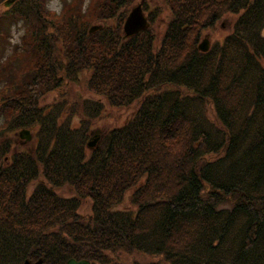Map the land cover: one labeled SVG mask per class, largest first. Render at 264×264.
<instances>
[{
	"label": "trees",
	"instance_id": "obj_1",
	"mask_svg": "<svg viewBox=\"0 0 264 264\" xmlns=\"http://www.w3.org/2000/svg\"><path fill=\"white\" fill-rule=\"evenodd\" d=\"M39 1L0 14L1 40L9 21L34 32L0 66V129L34 132L28 151H11L0 131V162L11 155L0 164V264H105L133 252L164 264H264V0H163L158 47L151 29L123 37L130 0H103L87 16L78 0L58 24ZM228 16V34L200 52L202 34ZM82 72L108 107L132 109L91 151L103 103H84L93 115L76 127L77 100L64 119L65 104L40 107ZM129 192L134 209L118 210Z\"/></svg>",
	"mask_w": 264,
	"mask_h": 264
},
{
	"label": "rangeland",
	"instance_id": "obj_2",
	"mask_svg": "<svg viewBox=\"0 0 264 264\" xmlns=\"http://www.w3.org/2000/svg\"><path fill=\"white\" fill-rule=\"evenodd\" d=\"M16 1L19 2L21 0H3V2L0 4V14L8 13L9 11H13V10L15 11V7H17ZM39 2L43 5L44 11L48 12L44 7L46 0H42ZM74 2L77 3L78 0H62V3H63L62 13L59 15H56L54 13H48L49 14V15H47L48 19L51 20L54 24H58L59 19L63 16H66L65 17L66 20L69 19V16H68V14L66 15V12H67V10H68V12H69V10H71V8L74 6ZM139 2H140V0H130V4L127 6V13L131 10L132 7L137 5ZM25 3L26 2H23V4H25ZM101 3H103V0H82V6H81V9H82L81 11L83 13L82 15L87 16V14H89L91 11L97 12L98 11L97 9L101 5ZM163 6H164L163 0H144V3L142 4V9H143V12L145 14L144 16H147V20L149 22L148 29L154 30V32L156 34V40L157 41L155 42V47H158V45L160 43V39H161V37H162L163 33L165 32L166 27L168 25L167 22H169V19H170V12L167 9H165ZM156 8H162L163 12L161 14L162 15L161 17H157L154 20V19H152L153 18L152 16H149V14L150 13L152 14V12ZM8 17H11V15H9ZM232 18L233 17H230V16L221 18L219 21L216 22V24L214 25V27L212 29H210V30H208L202 34L201 39H203L205 36H208V38L210 40V45H213L215 41L219 42L221 39H223V37H225L228 34V32L230 30V20ZM103 23H104L103 20H98V21L94 22V24H92V25H103ZM19 24H20L19 22L16 23L14 21H9L7 29L5 28V32H9V38H7V40H5V38H3L2 40L0 39V44L3 45V47L0 46V63L3 62L2 64H4L5 59L8 60L9 57L15 56L13 54V51L15 48L14 46H17V50H20V52L21 51L24 52V50H25L24 49V43L31 39V36H28V35L34 33V32L32 33V31L30 30V27H28V25L24 24V22H23L22 25H20V27H22L24 34L20 39V43L16 44V45H12L10 43L11 29L14 25H19ZM20 27H18V29H17L18 31L20 30ZM89 28H90V26H89ZM3 31H4V29H3ZM24 36H26L25 39H24ZM9 49H11V51H9ZM89 76H90L89 72H82V73L78 74L76 81L70 82L69 85L62 87L61 89H58V91L56 90V91H52V92L47 93L41 99L40 107L53 108L54 106H57L59 102L61 103L59 106L65 104L64 109H66V110L64 111L65 113H62V117H61L62 119H64L63 117L68 116L70 114L69 113L70 112L69 111L70 110V104L69 103H72V101L77 100L79 102V104L77 106L78 114L73 112V114H72L73 116H71V126L76 127V126H78L79 121H80V114H82L83 116H85L87 118L89 116L93 115V114H89V112L87 110V105L83 106L84 103H87V104L95 103V102L103 103L104 109L101 111V113L98 116H95L93 119L90 120V122H91L90 126L91 127H90L89 133L91 134V132H95V131L99 130L98 135L100 136V139L98 138L97 142H96V143H99L102 139L103 134H105L107 132V129L112 127V126H116V127L120 126L121 123L124 121V119L130 115V113L132 112V109L131 108H129V109H115V108L108 107L106 102H105V99H103V97L97 96V95L89 92L86 89V82L89 79ZM117 116H120V118L116 120V118H118ZM2 124H3V120L0 117V126L1 127H3ZM6 125H7V123H5L4 128H2L5 130V133L3 134L2 138L6 137V138L10 139L11 143H12V147L14 148V150L28 151V149H30V147L33 146L32 144H34V142L32 144H27V145L21 144V141H23V140H21L20 138L15 136V133L21 129H18L14 132H9L6 129V128H9V126L7 127ZM90 134L87 136V141H86L87 151H91V149L94 148L96 145V143H95L94 146H88V143L92 142ZM30 191L31 190H28V192H30ZM62 193L64 194V196H67V194H68L67 190H65V189L62 191ZM130 196H131V192H129L127 195L125 194L122 202L119 203L120 205L117 206L118 210L125 211V210H133L134 209L133 204L131 203V200H130ZM90 209H91V202L90 201H82L81 202L80 210H79V212L81 214L89 213ZM26 260H28L30 262V264L37 263L36 261L32 262L29 259H26ZM75 260H77V259H75ZM79 260H82V259H79ZM24 262H23V264H24ZM41 264H43L42 261H41ZM98 264H101V263H98ZM105 264H164V262L160 257H157V256H151L148 254L133 252L131 254H123V255H119V256L111 255L109 257L108 262Z\"/></svg>",
	"mask_w": 264,
	"mask_h": 264
},
{
	"label": "water",
	"instance_id": "obj_3",
	"mask_svg": "<svg viewBox=\"0 0 264 264\" xmlns=\"http://www.w3.org/2000/svg\"><path fill=\"white\" fill-rule=\"evenodd\" d=\"M143 1V0H142ZM100 26H92L89 29V33H92L96 30H98ZM148 28V23L146 18L143 16L141 4H138L137 6L133 7L128 14L124 24H123V33L124 37H130L139 31L143 29ZM209 41L208 39L204 38L199 44H198V50L201 52H205L208 50ZM19 137L21 139H27L30 140V133L28 130H22L18 133ZM96 142V139L92 142L88 143V146H94ZM24 264H30L28 260H25ZM34 264H41V260H38L37 263ZM65 264H91L90 261L86 259L82 260H75L73 258L69 259Z\"/></svg>",
	"mask_w": 264,
	"mask_h": 264
},
{
	"label": "clouds",
	"instance_id": "obj_4",
	"mask_svg": "<svg viewBox=\"0 0 264 264\" xmlns=\"http://www.w3.org/2000/svg\"><path fill=\"white\" fill-rule=\"evenodd\" d=\"M44 7L49 13H54L56 15H59L62 13L63 3L62 0H46ZM22 23L23 22L21 21L19 25H14L11 29L10 43L12 45H16L20 43V39L24 34L22 27H20ZM18 27H20L19 31L17 30ZM9 51H11V49H9Z\"/></svg>",
	"mask_w": 264,
	"mask_h": 264
},
{
	"label": "flooded vegetation",
	"instance_id": "obj_5",
	"mask_svg": "<svg viewBox=\"0 0 264 264\" xmlns=\"http://www.w3.org/2000/svg\"><path fill=\"white\" fill-rule=\"evenodd\" d=\"M21 144L25 145L24 141H21ZM7 163H9V161L6 160Z\"/></svg>",
	"mask_w": 264,
	"mask_h": 264
}]
</instances>
